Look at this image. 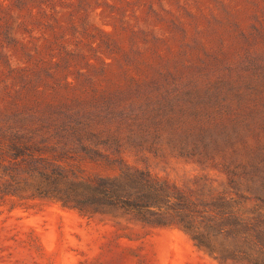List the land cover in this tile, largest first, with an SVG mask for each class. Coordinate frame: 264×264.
<instances>
[{"label": "rangeland", "instance_id": "374dc122", "mask_svg": "<svg viewBox=\"0 0 264 264\" xmlns=\"http://www.w3.org/2000/svg\"><path fill=\"white\" fill-rule=\"evenodd\" d=\"M262 225L264 0H0V264H264Z\"/></svg>", "mask_w": 264, "mask_h": 264}, {"label": "trees", "instance_id": "16d2710c", "mask_svg": "<svg viewBox=\"0 0 264 264\" xmlns=\"http://www.w3.org/2000/svg\"><path fill=\"white\" fill-rule=\"evenodd\" d=\"M109 189H110V187L107 188L108 191H109ZM218 219H220V218H216L217 221H218ZM240 219L243 220V219H246V218H240ZM252 220H255V218H247V221H249V222H253ZM207 221H208V223L209 222L211 223V222L215 221V218H208ZM191 223H193V222H188V224H191ZM183 227L190 231L191 236H192V239L195 240L198 243V245H200L202 247H205L212 254H218L219 253L216 250H214L215 249V246H213L212 244L211 245L205 244V242H203L202 239H206V238L209 239V236H207L203 232V230L200 229L199 226L198 227L195 226V228H191L192 226H189V225H186L185 224V225H183ZM211 228H212V224H211ZM256 232H258L257 235L259 237L264 236V225L258 226ZM261 249L264 250V248H261ZM259 253L260 254H263L264 251L259 252ZM247 255H248V257H251L252 256V255L250 256L248 253H247Z\"/></svg>", "mask_w": 264, "mask_h": 264}]
</instances>
